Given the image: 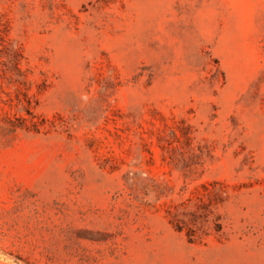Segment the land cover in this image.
<instances>
[{
	"label": "rangeland",
	"instance_id": "374dc122",
	"mask_svg": "<svg viewBox=\"0 0 264 264\" xmlns=\"http://www.w3.org/2000/svg\"><path fill=\"white\" fill-rule=\"evenodd\" d=\"M0 264H264V0H0Z\"/></svg>",
	"mask_w": 264,
	"mask_h": 264
}]
</instances>
